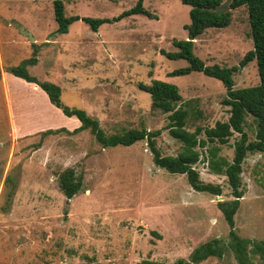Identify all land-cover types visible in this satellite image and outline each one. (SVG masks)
Returning <instances> with one entry per match:
<instances>
[{"label":"rangeland","instance_id":"obj_1","mask_svg":"<svg viewBox=\"0 0 264 264\" xmlns=\"http://www.w3.org/2000/svg\"><path fill=\"white\" fill-rule=\"evenodd\" d=\"M136 2L64 0L65 15L114 18ZM144 5L153 17L132 14L98 30L80 19L57 34L53 0H0V264H178L213 238L229 241L230 226L218 201L234 196L227 176L210 168L209 157L218 146V155L232 161L241 134L235 132L227 144L208 141L198 147L201 178L221 184L223 194L197 191L186 174L155 164L147 139L104 147L90 130L42 137L48 129L73 131L81 121L67 116L38 85L5 71L30 57L36 43L39 62L30 72L59 84L67 105L85 108L107 135L161 129L157 144L163 154L178 155L184 147L165 128L168 114L153 108L150 93L139 84L161 79L178 85L190 111V131L229 120L230 107L222 102L227 91L222 81L202 72L169 76L189 65L164 52L179 50L175 39L192 38L186 27L191 6L181 0ZM231 11L227 27L208 28L195 39L194 52L208 65L240 66L254 48L247 6ZM235 81L236 88L258 84L256 60L241 67ZM245 130L250 140L256 138L253 116ZM199 137L206 139L205 132ZM68 167L84 177L83 189L70 201L58 183V173ZM8 175L16 185L11 202ZM242 181L236 230L264 240V152L248 153ZM255 263L264 260L256 256ZM199 264L239 263L228 250Z\"/></svg>","mask_w":264,"mask_h":264},{"label":"trees","instance_id":"obj_2","mask_svg":"<svg viewBox=\"0 0 264 264\" xmlns=\"http://www.w3.org/2000/svg\"><path fill=\"white\" fill-rule=\"evenodd\" d=\"M144 1L137 0L135 6L124 11L118 17L92 18L80 15L67 17L65 15L64 0H53L55 17L59 24L56 33L68 32L70 25L80 19L90 24L92 29L98 30L104 23L117 21L132 14H145L153 17L152 12L145 7ZM181 1L191 6V21L186 27L193 39H175L174 44L179 50L177 52L165 51L164 54L171 59H186L189 65L170 72L169 76L187 75L198 71L219 79L223 82L227 91V95L222 102L230 107L231 115L228 121H218L214 127L202 128L199 126L195 131H190L187 128L190 111L188 107L183 105V96L178 85L161 79H153L151 84L140 83L139 87L150 93L153 108L168 114V123L165 128L169 129L171 135L180 140L184 147L178 155L163 154L157 144L161 129L152 131L147 128H132L121 133L107 135L101 127L99 119L92 116L85 108L67 105L62 100V87L59 84L52 81H42L30 72L29 68L39 62V45L36 43H33L34 51L30 57L22 60L18 65L6 67L5 71L38 85L48 94L51 102L61 108L67 116L78 118L81 121V125L73 131H69L65 127L48 129L42 132V137L63 131L78 133L83 130H90L104 147L130 146L137 141L147 139L155 164L174 174H186L191 186L197 191L214 195L223 194L221 184L206 182L201 178V173L195 166L201 160L198 147L206 146L208 141L227 144L235 132L241 134V137L234 144L235 151L232 161L218 155L220 151L218 146H213L210 149L209 157L210 168L216 174L227 176L234 196L233 199L218 201V206L223 211L230 226L229 241L225 243L221 238H213L199 245L192 252L189 259H179L178 264H199L211 257L222 258L228 250L234 253L239 264H256V256L264 260V240H253L239 235L236 230L235 215L245 195L242 172L248 153L264 152V0ZM226 3L224 10L223 6ZM241 6H247L249 11L254 48L244 56L240 66L227 67L219 64H206L194 52L195 39L208 28L227 27L232 20L231 10ZM253 60L257 62L259 83L253 86L236 88L235 73ZM1 79L2 71L0 70ZM248 116H253L256 123V138L254 140H250L249 134L245 130ZM203 131L206 139L199 137ZM83 179V175H79L73 167H68L58 173L59 187L68 201L83 189ZM6 183L13 185L8 193V202H11L16 188L14 177L8 175ZM4 209L7 210V207H4ZM147 263L149 262L143 264Z\"/></svg>","mask_w":264,"mask_h":264},{"label":"water","instance_id":"obj_3","mask_svg":"<svg viewBox=\"0 0 264 264\" xmlns=\"http://www.w3.org/2000/svg\"><path fill=\"white\" fill-rule=\"evenodd\" d=\"M28 34L31 36V40L32 41H35L36 40L35 37L30 32H28ZM191 39H193V37Z\"/></svg>","mask_w":264,"mask_h":264}]
</instances>
